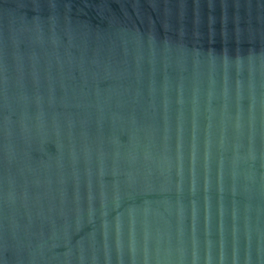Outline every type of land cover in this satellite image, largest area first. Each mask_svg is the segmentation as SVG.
I'll return each mask as SVG.
<instances>
[{
    "label": "water",
    "instance_id": "1",
    "mask_svg": "<svg viewBox=\"0 0 264 264\" xmlns=\"http://www.w3.org/2000/svg\"><path fill=\"white\" fill-rule=\"evenodd\" d=\"M0 264H264V0H0Z\"/></svg>",
    "mask_w": 264,
    "mask_h": 264
}]
</instances>
